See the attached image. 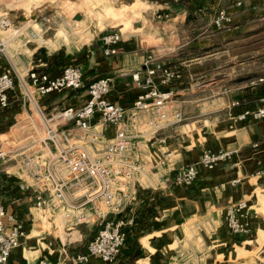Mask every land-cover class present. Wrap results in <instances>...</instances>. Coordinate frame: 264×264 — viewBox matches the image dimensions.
I'll return each instance as SVG.
<instances>
[{
	"label": "crops",
	"instance_id": "crops-1",
	"mask_svg": "<svg viewBox=\"0 0 264 264\" xmlns=\"http://www.w3.org/2000/svg\"><path fill=\"white\" fill-rule=\"evenodd\" d=\"M69 1L78 9L64 16L70 22L69 37L59 39L54 34L53 48L45 51L44 58L35 59L39 46L29 48L30 52L23 48L31 29L20 23L23 20L15 23L18 32L7 34V56L0 52V73L12 66L15 82L22 88L14 83L8 105L0 109V147L17 146L42 133L35 105L46 116L79 106L88 97L87 84L98 77L110 76L107 99L129 108L140 92L131 74L151 53L180 71L178 78L161 88L172 91L167 120L176 110L182 118L167 121L159 131L166 136L163 144L148 145V127L134 136L147 167L129 186L132 199L127 209L116 215L131 216L134 222L113 264H252L260 249L251 251L264 242V178L253 175L257 165L264 167V118L233 122L232 116L256 108L264 95V82L258 80L264 78V10H229L226 5L232 21L218 29L211 18L222 0ZM104 10H126L128 18L114 22ZM110 30H117L120 40L117 52L104 56L100 36ZM66 64L81 67L82 87L40 96L30 86L37 99L29 103L23 88L28 70L40 67L35 69L56 75ZM112 135L113 128L107 126L105 138ZM253 142L259 145L253 147ZM224 148L237 151L211 170L199 169L193 184L170 182L204 149ZM160 149L164 153L159 154ZM18 160L0 166V201L26 231L22 246L10 254L11 263L32 264L46 257L50 264H73L70 258L85 250L95 229L83 240L81 228L89 225H79L76 239L64 244L59 219L43 226L42 211L30 199L32 189L19 188L29 178L19 172ZM234 179L238 181L233 183ZM240 199L246 200L254 227L248 239L231 234L222 217L223 206ZM86 264L105 263L92 256Z\"/></svg>",
	"mask_w": 264,
	"mask_h": 264
},
{
	"label": "built area",
	"instance_id": "built-area-1",
	"mask_svg": "<svg viewBox=\"0 0 264 264\" xmlns=\"http://www.w3.org/2000/svg\"><path fill=\"white\" fill-rule=\"evenodd\" d=\"M229 1L239 6L244 0ZM58 17L69 27L65 18ZM231 21L232 16L225 8L214 10L211 24L215 28H227ZM0 27L9 35L18 32L15 23L7 15L0 17ZM35 35L33 32L32 36ZM7 40V34L0 37V52L5 56ZM119 40L120 33L117 30L101 34L102 54H115ZM14 73L12 66L0 73V109L8 105V91L15 83ZM179 76L177 68L165 65L148 53L144 57L143 67L131 74L140 92L129 108L108 100L106 95L111 77H98L87 84L88 97L79 106H67L54 116H46L35 105L41 118L42 133L20 145L0 147V166L19 158L18 170L29 178V181L23 179L19 188L32 189L30 199L42 211L43 226L49 227L53 220L59 219L64 229V244L76 239L75 231L79 225L95 226L85 250L70 258L73 264H86L92 256L105 264H113L120 254L127 238V229L134 219L116 215L127 209L132 199L129 186L135 175L147 167L145 155L134 136L141 134L143 127H148L149 146L166 141V136L159 134V131L166 126L167 121L174 123L181 120L182 114L176 110L172 114L173 118L167 120L166 108L172 98V91L162 89L161 85ZM258 80L263 82L264 78ZM82 85L81 67L69 65L56 75L29 69L28 82L23 83V88L31 102H34L30 86L38 95L44 96L68 89L77 90ZM263 118L264 95L260 97L259 106L245 108L234 116L237 121ZM107 126L113 128V135L108 139L105 138ZM258 145L259 142L252 143L253 147ZM236 151V148L215 151L205 149L196 161L181 167L170 182L189 186L196 180L199 169L211 170L220 162L229 160ZM162 153L164 151L160 149L159 154ZM158 162L163 163L164 159ZM253 175L264 178V167L257 165ZM237 181L232 180L233 183ZM248 209L244 199L224 207L222 217L231 234L247 236L251 233ZM25 235L23 222L17 220L13 213L7 212L0 201V264H12L10 254L13 249L22 246ZM32 264L50 263L46 257H41Z\"/></svg>",
	"mask_w": 264,
	"mask_h": 264
},
{
	"label": "rangeland",
	"instance_id": "rangeland-1",
	"mask_svg": "<svg viewBox=\"0 0 264 264\" xmlns=\"http://www.w3.org/2000/svg\"><path fill=\"white\" fill-rule=\"evenodd\" d=\"M228 1L229 0H222V2L224 3L219 4L217 8L223 7L226 10H228L227 6H229L230 7L229 10H264V2L259 0H244L242 5L239 6L235 5V3L232 1L229 2ZM76 10L74 3L70 2L69 0H0V17L2 15H7L16 24L19 23L18 22L19 19L23 20V22L20 23L27 24L29 28H31L28 32V37H27V39H29L27 41L28 43L25 44L23 48L26 49L27 52H30V49L32 47L39 46V48H42V51L39 53V57L41 58L45 56L46 50H50L53 48L52 44L55 38L54 34H57L56 37H58L59 39H62L64 36H67V38L69 37L71 29H68L69 27L64 25L58 16L64 18V16L66 15L69 17ZM56 11L59 12V14L55 13ZM116 11L109 10L107 13V11L104 10L105 12L104 16L106 15L109 16L108 20L113 19L114 22L124 21L125 19L128 18V12H126V10H116ZM124 12H126V14H124ZM54 13H55V17L53 16ZM130 18H133V16H130ZM107 28H109V26H107ZM31 32L32 34L33 32H35L36 35L32 36ZM5 34L8 33L5 32L0 27V37L5 36ZM84 36L85 35H83V37ZM69 65L79 66L78 64H66L62 67V69ZM34 68L40 69V67H34ZM15 83L16 86L22 88L21 83H19L18 81H16ZM26 96L28 98L27 94ZM34 97L37 99L36 95H34ZM27 101L30 103L32 100L28 98ZM234 116L235 115L232 116V121L239 122L237 120H234ZM4 137L5 135H2V138ZM6 163L9 164V162ZM226 205L223 206L222 210ZM249 226L251 233L247 236H241L244 239L250 238L251 235L254 233V227L251 218H249ZM94 229H95L94 225H90L86 228L85 227L81 228V231L85 236L83 240L89 238L91 236V232ZM258 249H260V252H257L254 255L256 258H254L255 260H253L252 264H264V242L261 244L259 248H255L251 252L254 253Z\"/></svg>",
	"mask_w": 264,
	"mask_h": 264
},
{
	"label": "trees",
	"instance_id": "trees-1",
	"mask_svg": "<svg viewBox=\"0 0 264 264\" xmlns=\"http://www.w3.org/2000/svg\"><path fill=\"white\" fill-rule=\"evenodd\" d=\"M42 51V48L38 49V53H35V59L39 58V53ZM41 58V57H40ZM44 58V57H43ZM37 70V69H36Z\"/></svg>",
	"mask_w": 264,
	"mask_h": 264
},
{
	"label": "water",
	"instance_id": "water-1",
	"mask_svg": "<svg viewBox=\"0 0 264 264\" xmlns=\"http://www.w3.org/2000/svg\"><path fill=\"white\" fill-rule=\"evenodd\" d=\"M75 18H78V17H75Z\"/></svg>",
	"mask_w": 264,
	"mask_h": 264
}]
</instances>
